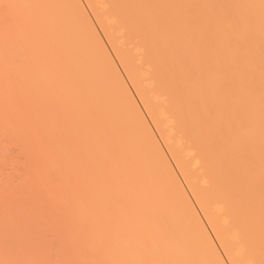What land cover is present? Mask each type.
I'll return each instance as SVG.
<instances>
[{
	"label": "bare ground",
	"instance_id": "obj_1",
	"mask_svg": "<svg viewBox=\"0 0 264 264\" xmlns=\"http://www.w3.org/2000/svg\"><path fill=\"white\" fill-rule=\"evenodd\" d=\"M0 264H264V0H0Z\"/></svg>",
	"mask_w": 264,
	"mask_h": 264
}]
</instances>
